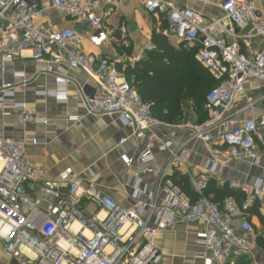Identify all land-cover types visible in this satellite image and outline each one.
<instances>
[{
    "label": "built area",
    "instance_id": "2783aa9c",
    "mask_svg": "<svg viewBox=\"0 0 264 264\" xmlns=\"http://www.w3.org/2000/svg\"><path fill=\"white\" fill-rule=\"evenodd\" d=\"M48 1L67 17L85 19L94 30L91 41L101 44L107 40L105 18L110 12H90L94 0ZM103 1L113 7L118 0ZM143 6L147 14L166 20L163 35L174 37L186 50L194 49L199 65L217 82L205 96L206 121L191 127L198 139L211 146L205 174L188 179L198 199L191 202L167 181L164 171L152 192L136 185L134 206L122 207L92 181L91 171H87V181L73 169L64 170L55 181L49 179L42 167L25 156L26 147L39 141L7 138L5 134L13 129L4 126L0 131V242L3 251L22 264H160L162 254L155 237L176 223L201 225L195 236L204 264H228L233 258L251 254L255 230L246 216L248 204L239 207L233 199L225 198L219 205L207 198L205 191L218 168L240 160L254 164L260 147L264 151V109L241 123L234 120L241 110L231 111L234 101L248 87L252 90L253 82L258 83L255 89L264 91V0H219L221 17L210 21L193 9L174 8L169 0H143ZM43 14L41 0H0L2 69L24 50L41 64V74H53L55 66L66 63L72 70L89 73L100 85L99 92L82 99L87 114L114 117L138 143L163 125L153 117L150 104L141 100L119 72L120 59L85 54L73 29H42L37 21ZM55 81L56 89L50 94L66 99L68 80L58 76ZM10 88L11 83L0 88L3 117L10 115L6 111ZM260 103L264 104V93L257 99L247 98L242 110L253 111ZM12 108L15 121L22 126L46 123L24 103ZM128 141L122 137L118 146ZM158 151L167 154L170 168L185 167L189 159L183 145L165 143ZM123 160L129 168L135 161L151 163L153 155L145 148L136 158L124 153ZM229 189L257 198L264 194V181L230 182ZM82 198L95 203L104 216L85 218L80 211ZM233 220H238L240 232ZM75 223L78 229L73 231Z\"/></svg>",
    "mask_w": 264,
    "mask_h": 264
},
{
    "label": "crops",
    "instance_id": "0c3cea01",
    "mask_svg": "<svg viewBox=\"0 0 264 264\" xmlns=\"http://www.w3.org/2000/svg\"><path fill=\"white\" fill-rule=\"evenodd\" d=\"M169 1L176 9L190 8L200 12L208 21L221 17L219 0ZM41 6L44 14L37 24L42 29L53 32L73 29L80 37V49L85 54L97 58L109 55L120 59L121 63L117 68L125 80L126 69H132L136 63L146 61L153 50L152 32H159L167 24L164 18L147 14L143 0H118L113 7L105 5L103 0H94L90 12L95 15L110 12L105 18L108 38L100 44L91 41L94 30L85 19L63 15L53 9L48 0H41ZM166 29L164 27L162 32ZM166 37L173 48H178L172 43L177 42L174 37ZM40 68L41 64L31 58L28 50L22 51L10 63H5L3 69L0 66V88L3 83L12 84L6 100V111L10 115L3 117L0 114V131L4 126L12 128L13 131L5 136L16 141L24 138L37 139L39 144L28 145L25 156L30 162L42 167L49 179L55 181L64 170L73 169L87 181L90 179L87 171H91L92 181L104 193L120 206L129 208L134 206L133 187L137 185L142 190L152 192L161 172L165 171V177L171 184L175 175L189 179L205 174L206 164L211 159V146L198 139L191 129L192 126L202 124L196 119V109L193 106L195 119L185 117L182 108L180 117L168 123L162 122V126L147 133L144 140L138 143L130 137V131L114 117L89 115L85 112L82 99L100 91L95 77L82 70H72L66 63L55 66L53 74H41ZM58 76L68 80L66 99H57L50 94L56 89L55 80ZM132 77L130 81L133 80ZM255 87H258V83L253 82L252 90L248 87L232 104V112L241 110L235 116L236 123L255 118L264 109V104L260 103L253 111L242 110L247 98L257 99L264 93ZM21 103L46 123L26 126L18 124L12 107ZM68 118L77 120L69 121ZM122 137L129 138V141L119 147L118 141ZM165 143H170L173 147L183 145L188 149L189 159L185 167L174 169L167 166V154L158 151V147ZM145 148L152 152L153 161L147 165L135 161L127 168L123 154L136 158ZM146 168H150V172H144ZM255 179L264 181V151L261 147L254 164L243 160L233 161L218 168L212 178L213 185L219 192H231L237 202L238 196H243V202L237 206L248 204L246 216L255 230L251 254L245 260L233 258L229 264H239V261L244 264H264V250L258 243L264 236V194L255 198L251 193L243 194L229 189L230 182L251 183ZM208 197L213 198V194ZM157 199L161 201L162 195ZM80 211L85 218L104 216L95 203L85 198L80 201ZM238 224V220H233L235 230L240 232ZM77 229L76 223L73 224L72 230ZM200 230L201 225L198 223H176L157 233L155 244L162 254L160 264H204L200 256L202 249L196 244L195 236ZM84 234L89 236L87 231ZM0 264H22V261L6 254L0 242Z\"/></svg>",
    "mask_w": 264,
    "mask_h": 264
},
{
    "label": "trees",
    "instance_id": "16d2710c",
    "mask_svg": "<svg viewBox=\"0 0 264 264\" xmlns=\"http://www.w3.org/2000/svg\"><path fill=\"white\" fill-rule=\"evenodd\" d=\"M164 27L167 28V24L162 26L159 32H152L153 50L148 54L146 61L136 63L132 69H126V80L135 88L141 100L150 104L153 117L160 122L168 123L180 117L183 104L191 103L196 109L198 122L203 123L207 119L206 113L205 116L201 112L205 96L217 82L193 60L194 49H190L191 53H187L181 46L173 48L170 45L167 37L162 34ZM131 77L132 81H130ZM172 183L191 202L198 199V196L189 188L186 176L176 177L175 175L172 177ZM209 194H213V198L210 200L219 205L225 198L233 199L236 205H239L244 199L239 195L237 202L233 198L235 195L231 192H219L215 189L212 180L205 191L207 198H209ZM261 238L258 243L264 250V236ZM245 258L236 259L245 260ZM239 264L244 263L239 261Z\"/></svg>",
    "mask_w": 264,
    "mask_h": 264
},
{
    "label": "rangeland",
    "instance_id": "374dc122",
    "mask_svg": "<svg viewBox=\"0 0 264 264\" xmlns=\"http://www.w3.org/2000/svg\"><path fill=\"white\" fill-rule=\"evenodd\" d=\"M172 43H173L175 46H178V47L181 46V47L183 48V50L187 51V53H188V52L191 53V50H186V49H185L183 43H177V42H174V41H173ZM193 60L197 63V65H198L199 67H201V66L199 65V63L197 62L195 56H193ZM183 109H184L183 113L185 114V117H187V118L193 117V118L195 119V116L193 115V113H194V109H192V104H190V103H185V104H183ZM190 109L193 110V111H191ZM185 110H186V111H185ZM201 112L204 113L203 115H205V112L203 111L202 108H201ZM205 116H206V115H205ZM196 119L198 120V117H197Z\"/></svg>",
    "mask_w": 264,
    "mask_h": 264
}]
</instances>
